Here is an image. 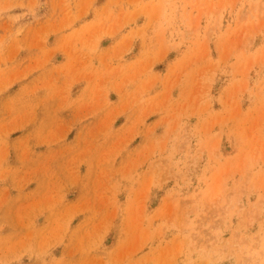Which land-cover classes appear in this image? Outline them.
<instances>
[{"label": "rangeland", "instance_id": "rangeland-1", "mask_svg": "<svg viewBox=\"0 0 264 264\" xmlns=\"http://www.w3.org/2000/svg\"><path fill=\"white\" fill-rule=\"evenodd\" d=\"M0 264H264V0H0Z\"/></svg>", "mask_w": 264, "mask_h": 264}]
</instances>
